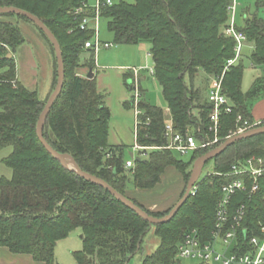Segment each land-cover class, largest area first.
I'll return each mask as SVG.
<instances>
[{
    "label": "trees",
    "instance_id": "1",
    "mask_svg": "<svg viewBox=\"0 0 264 264\" xmlns=\"http://www.w3.org/2000/svg\"><path fill=\"white\" fill-rule=\"evenodd\" d=\"M83 1L0 0V6L19 7L40 17L61 46L64 84L45 121L44 136L56 150L72 155L83 170L101 177L149 214L163 217L175 204L152 211L127 194L128 182L132 181L136 189H154L162 182L164 171L173 166L184 179L183 196L195 160L222 142L195 151L190 160L178 158L171 149H161L151 151L147 158H137L134 167H125V145L109 143L111 109L98 88L96 75L88 78V73L80 72L82 68L94 71L96 66L93 49L85 62L80 58L86 41L94 36L91 29L80 28L82 18L71 12ZM232 1L113 0L102 10L116 43H151L155 78L175 126L182 131L193 128L199 139L215 136L210 122L213 103L194 87V80L200 68L209 77L221 76L227 61L235 56L237 42L223 32ZM260 10L264 11V0H256L255 10H249L244 24L238 26L252 45L250 59L254 67L264 66V16ZM16 16L27 19L14 13L0 14V69H5L0 72V149L13 147L4 159L13 169V177L0 178V246L30 254L43 264H61L56 260L57 243L80 227L83 248L74 252L78 264H130V259L143 249L145 234L154 226L161 243L139 264H183L177 253L186 232L197 228L204 237L211 236L222 186L235 177L225 174L238 161L253 155L264 158V134L241 139L214 156V172L197 181V192L190 193L169 222L151 225L107 189L62 165L39 140L37 123L57 84V58L51 41L36 25L55 59L52 92L43 100L37 90L28 88L17 76L14 55L24 35L18 22L12 20ZM244 71L241 57L225 71L224 92L234 105L230 113H221L218 135L222 138L236 128L239 114L254 121L250 100L264 91V76L256 78L251 90L243 91ZM208 89L209 84L207 92ZM139 106L143 120L150 122L141 127L139 142L166 145L164 131L170 115L145 100ZM247 181L251 188V181ZM242 204L246 206V216L239 239L245 243L248 237L244 230L249 235L260 234L264 224V177L256 191L234 196L232 212Z\"/></svg>",
    "mask_w": 264,
    "mask_h": 264
},
{
    "label": "rangeland",
    "instance_id": "2",
    "mask_svg": "<svg viewBox=\"0 0 264 264\" xmlns=\"http://www.w3.org/2000/svg\"><path fill=\"white\" fill-rule=\"evenodd\" d=\"M93 1V0H91ZM119 1V0H116ZM133 1V0H129ZM237 5L235 23L237 26L244 24L246 13L256 8V0H235ZM264 16V11L260 10ZM230 18V17H229ZM18 22L23 35L24 41L17 47L15 60L17 64L18 79L31 90H37L41 99L45 100L52 92V79L55 72V59L52 48L40 29L30 20L16 16L12 19ZM93 40L94 37L92 38ZM99 39L104 42H110L108 48L100 47L96 51V66L94 73L99 90L105 95V102L111 109L109 143L111 145L122 144L124 147V158H130L135 143L134 127L136 120V109L134 106H126L125 103L132 102L135 90L128 87L132 83L130 74L131 68L144 67L140 70V86L142 97L140 101H148L157 104L162 108H167L162 88L153 74V59L150 53V42L143 40L138 44H123L114 41V33L108 28V19L102 17L99 21ZM252 45L246 43L242 50V63L244 65V79L242 89L248 92L252 89L256 78L264 76V66L254 67L250 54ZM91 57V50L86 49L80 56L81 62ZM122 65H128L121 68ZM88 69V68H87ZM5 69H0L3 72ZM82 74L84 71L80 70ZM129 73V75H128ZM127 74V76H125ZM213 76L200 68L194 80V87L200 88L202 96L208 97L207 87ZM3 108L0 107V111ZM13 152L11 145L0 149V178L11 179L13 169L8 166L4 159ZM178 158L190 160L193 153L181 154L175 152ZM70 166H72L70 164ZM193 169V167H192ZM214 172V161L210 158L203 166L199 179ZM178 183V185H177ZM184 179L180 172L173 166L168 167L162 176V182L154 189L142 190L136 189L132 181L128 182V190H136L142 195L136 198L135 194L127 191L129 196L136 198L145 207L156 210H166L176 204L184 191ZM82 229L80 227L72 231L68 237L61 239L56 247V260L61 264H78L74 257V252L83 248L81 238ZM160 237L152 226L145 234L143 239V249L130 259V264H139L142 258L153 251L160 245ZM183 264H200L199 259L184 258ZM219 264V263H211Z\"/></svg>",
    "mask_w": 264,
    "mask_h": 264
},
{
    "label": "built area",
    "instance_id": "3",
    "mask_svg": "<svg viewBox=\"0 0 264 264\" xmlns=\"http://www.w3.org/2000/svg\"><path fill=\"white\" fill-rule=\"evenodd\" d=\"M113 4V0H84L79 6L71 10L72 14L82 18L80 28L91 29L94 33V39L87 40L86 49H93L95 54L100 47L108 48L110 42H102L99 39V21L102 18V10L106 5ZM237 5L235 0L229 5L230 19L224 27L223 32L228 36H233L236 40L235 56L227 61L225 71L230 66L236 64L242 55V49L246 43L247 36L238 29L235 23ZM144 67L131 68L132 89L135 90L131 104L136 109V120L134 127L135 143L130 158L126 160L125 167L127 169L135 166L137 158H147L151 151L161 149H171L181 154L194 153L199 149H204L222 142L227 137L244 132L250 128L260 125L262 122L250 121L245 119L243 115L237 116V126L231 130L229 135L222 138L218 135L220 127L221 113H230L233 108V102L224 92L223 78L224 73L219 77H212L209 83L208 99L213 103V109L210 113L211 129L214 131V138L203 136L199 139L193 128L187 127L185 131L175 126L171 110L169 107L165 111L168 117L165 124L164 135L168 140L166 145H144L139 142L141 127L148 125L149 120L144 121L142 118L143 110L139 106L142 97V90L139 83L140 70ZM154 74V68L151 71ZM198 131H200L198 129ZM110 156V154H108ZM226 176H235L222 186V195L217 203L216 220L211 236L204 237L199 229L192 228L186 232L183 241L178 247V257L199 259L202 263L211 264H264V224H261L260 234H250L245 229V237L248 240L241 243L239 232L242 228L243 221L246 216V206L242 204L237 207L234 212L231 210V203L234 196L239 192H254L259 188V180L264 177V158L262 156L253 155L244 160L238 161L232 165V169ZM249 179L252 183L249 187ZM250 188V190H249ZM197 192V186L191 188V194ZM245 246V247H244ZM244 247V249H242Z\"/></svg>",
    "mask_w": 264,
    "mask_h": 264
},
{
    "label": "water",
    "instance_id": "4",
    "mask_svg": "<svg viewBox=\"0 0 264 264\" xmlns=\"http://www.w3.org/2000/svg\"><path fill=\"white\" fill-rule=\"evenodd\" d=\"M1 13H14L17 15H22L32 21L35 25H37L49 38L51 41L54 49H55V54L57 58V65H58V77H57V84L49 96L44 109L39 117L38 123H37V135L41 143L44 145L46 150L53 156L55 157L62 165L75 170L78 175L86 179L87 181H90L96 185H99L105 189H107L114 197H116L118 200H120L122 203L127 205L130 209H132L134 212H136L140 217L143 219L147 220L151 225L153 224H164L169 222L175 215L176 213L180 210V208L184 205L188 197L190 196L191 193V188L197 183V181L200 178L203 166L205 163L210 159L216 156L217 154L225 151L229 146L233 145L235 142L248 138V137H253L259 134H264V124L258 125L256 127L250 128L244 132L235 134L233 136L227 137L222 141V143L208 152H206L204 155L199 156L193 165V169L191 172L190 179L187 183V187L185 190L184 195L182 198L175 204V206L171 209V211L163 216V217H156L154 215L149 214L145 209H143L141 206L137 205L132 199L127 197L126 195L120 193L117 191L112 185H110L107 181L102 179L101 177L94 175L92 173H89L85 170H83L74 157L68 153H61L58 150H56L45 138L44 136V124L45 121L49 115V112L60 95L63 84H64V77H65V67H64V60L62 56V50L60 43L54 33L51 31V29L44 23V21L36 16L35 14L24 10L19 7L15 6H0V14ZM8 56H12V53H9ZM94 76V72L92 69L89 70L87 77L92 78ZM132 155V153H130ZM70 164L72 166H70Z\"/></svg>",
    "mask_w": 264,
    "mask_h": 264
},
{
    "label": "crops",
    "instance_id": "5",
    "mask_svg": "<svg viewBox=\"0 0 264 264\" xmlns=\"http://www.w3.org/2000/svg\"><path fill=\"white\" fill-rule=\"evenodd\" d=\"M248 43V42H246ZM245 43V44H246ZM250 44V43H248ZM251 45V44H250ZM151 47V43L150 46ZM243 50V49H242ZM150 55V53H149ZM242 57V55H241ZM128 65H122L121 68H126ZM128 68V67H127ZM126 68V69H127ZM84 74L89 72L88 69L82 68ZM129 74V73H128ZM131 74V72H130ZM53 82V79H52ZM52 85V83H51ZM251 103V113L254 118V121L264 122V91L258 92L255 97L250 100ZM178 185V183H177ZM129 192H133L137 199L142 197L138 191L128 190ZM0 264H43L42 262L36 261L32 255L27 253H14L6 246H0Z\"/></svg>",
    "mask_w": 264,
    "mask_h": 264
}]
</instances>
